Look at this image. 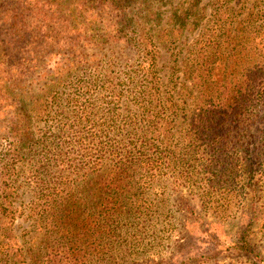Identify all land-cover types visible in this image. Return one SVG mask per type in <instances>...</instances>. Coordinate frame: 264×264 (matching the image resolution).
Returning a JSON list of instances; mask_svg holds the SVG:
<instances>
[{
    "label": "trees",
    "instance_id": "1",
    "mask_svg": "<svg viewBox=\"0 0 264 264\" xmlns=\"http://www.w3.org/2000/svg\"><path fill=\"white\" fill-rule=\"evenodd\" d=\"M203 1L0 0V264L138 260L155 218L171 221L170 188L224 221L242 190L258 220L264 0H210L208 36L222 40L201 58L185 39L201 34ZM19 217L38 243L14 235ZM242 238L239 255L264 264Z\"/></svg>",
    "mask_w": 264,
    "mask_h": 264
},
{
    "label": "rangeland",
    "instance_id": "2",
    "mask_svg": "<svg viewBox=\"0 0 264 264\" xmlns=\"http://www.w3.org/2000/svg\"><path fill=\"white\" fill-rule=\"evenodd\" d=\"M209 1V2H208ZM249 4L256 0H248ZM205 4V5H204ZM200 6H204V14L206 17L202 19L201 34L197 37V30L190 33L185 39L186 44L195 43V51L200 57H205L210 52L202 51L206 46L215 49L222 38L216 39L208 36L211 32V24H214V20L209 19L210 15L208 12L211 11L212 6L210 0H204ZM246 12V11H245ZM199 30V29H198ZM212 33V32H211ZM119 46H115L113 50L117 51ZM122 59L124 56H131V52L127 48L120 50ZM186 54V49H185ZM188 54V53H187ZM186 54V55H187ZM126 60V59H125ZM161 67L163 74L169 66L168 52L163 53L160 57ZM217 63L216 60H214ZM161 192V189L157 190ZM165 209L169 210V219L172 223H166L162 220L163 217H159L156 220V233H146L145 236L154 235L152 242L147 243L144 246H140L138 250L143 255L138 260H87L88 264H154L157 262L169 263V264H255V261L251 259L246 253L239 255V250L233 244L239 237H245L246 241H251L261 254L264 255V235L261 230L264 229V197L261 198L262 203L261 215L258 220L253 223L249 222L247 216H243L245 212L249 213L248 201L242 195V190H235L233 194H230V200H233L231 209L234 210L227 221L218 220L211 208L204 209L202 200L205 197L196 196L190 193L188 188L182 189H166L165 190ZM229 196V195H228ZM208 198H213V201L218 202L226 199L227 195L223 194V191L218 190L216 195L212 193L208 195ZM239 202V206L236 207L235 201ZM188 203L190 206L195 208V213L192 215L187 214L188 219L184 214L183 205ZM259 204V202H257ZM260 205V204H259ZM191 220H195L192 222ZM162 221V222H161ZM186 222V223H185ZM188 222V223H187ZM185 224V226L183 225ZM187 224V225H186ZM166 228V229H165ZM14 235L19 238L20 242L27 240L24 243L27 246H32L39 240L35 237L34 230V219L28 217L26 220L22 217L18 218L17 223L13 227ZM151 239V237H149ZM241 242H244L242 238ZM240 242V244H241ZM181 244V246H179ZM201 252L202 254L198 253ZM202 255L201 257L196 256L195 259H191L190 262L183 260L184 256L188 254ZM183 264V263H182ZM261 264V263H260Z\"/></svg>",
    "mask_w": 264,
    "mask_h": 264
}]
</instances>
